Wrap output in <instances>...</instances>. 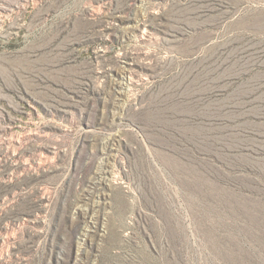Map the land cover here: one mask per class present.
<instances>
[{
	"label": "rangeland",
	"instance_id": "rangeland-1",
	"mask_svg": "<svg viewBox=\"0 0 264 264\" xmlns=\"http://www.w3.org/2000/svg\"><path fill=\"white\" fill-rule=\"evenodd\" d=\"M0 264H264V0H0Z\"/></svg>",
	"mask_w": 264,
	"mask_h": 264
},
{
	"label": "bare ground",
	"instance_id": "bare-ground-1",
	"mask_svg": "<svg viewBox=\"0 0 264 264\" xmlns=\"http://www.w3.org/2000/svg\"><path fill=\"white\" fill-rule=\"evenodd\" d=\"M129 69V68H128Z\"/></svg>",
	"mask_w": 264,
	"mask_h": 264
}]
</instances>
